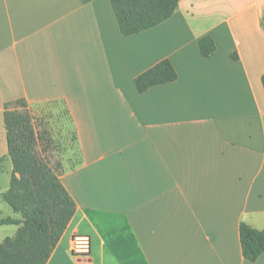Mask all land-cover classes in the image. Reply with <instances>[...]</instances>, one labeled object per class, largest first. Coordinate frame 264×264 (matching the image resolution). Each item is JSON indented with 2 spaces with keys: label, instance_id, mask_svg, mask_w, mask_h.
<instances>
[{
  "label": "crops",
  "instance_id": "0c3cea01",
  "mask_svg": "<svg viewBox=\"0 0 264 264\" xmlns=\"http://www.w3.org/2000/svg\"><path fill=\"white\" fill-rule=\"evenodd\" d=\"M263 18L264 0H181L124 37L110 0H0V153L17 101L66 112L75 138L58 170L77 210L47 264H264L239 231L264 229ZM165 59L178 79L139 93Z\"/></svg>",
  "mask_w": 264,
  "mask_h": 264
},
{
  "label": "trees",
  "instance_id": "16d2710c",
  "mask_svg": "<svg viewBox=\"0 0 264 264\" xmlns=\"http://www.w3.org/2000/svg\"><path fill=\"white\" fill-rule=\"evenodd\" d=\"M181 0H110L121 34L137 35L169 20ZM264 27V18L262 21ZM204 57L216 51L212 37L199 41ZM237 59V55H233ZM178 73L168 59L142 73L135 79L139 93L175 82ZM264 87V75L262 78ZM22 105L23 110L12 109ZM4 123L13 169L10 187L3 200L22 219L0 218V227L20 226L15 238L0 245V264H47L54 249L75 216L77 206L63 185L59 170L52 163L50 149L54 143L44 132H38L24 101L5 106ZM3 158L0 157V163ZM242 253L249 262L264 255V229L257 230L240 224Z\"/></svg>",
  "mask_w": 264,
  "mask_h": 264
},
{
  "label": "rangeland",
  "instance_id": "374dc122",
  "mask_svg": "<svg viewBox=\"0 0 264 264\" xmlns=\"http://www.w3.org/2000/svg\"><path fill=\"white\" fill-rule=\"evenodd\" d=\"M27 105V104H26ZM22 111V105L13 106L12 109ZM28 110L31 112L33 122L38 132L47 133L54 141L50 154L53 158L52 163L58 169H61L63 160H70L76 163V157L70 155V151L74 149L75 138L71 131V123L66 112H53L50 108H42L38 110ZM69 132V134H68ZM3 161L0 163V218L21 217L3 200L4 193L10 187L12 175V161L8 153H0ZM73 159V160H72ZM17 227L13 225L0 227V245H4L7 240L15 238L17 235Z\"/></svg>",
  "mask_w": 264,
  "mask_h": 264
},
{
  "label": "built area",
  "instance_id": "2783aa9c",
  "mask_svg": "<svg viewBox=\"0 0 264 264\" xmlns=\"http://www.w3.org/2000/svg\"><path fill=\"white\" fill-rule=\"evenodd\" d=\"M73 255L80 259H86L91 252V240L88 236L76 235L73 238Z\"/></svg>",
  "mask_w": 264,
  "mask_h": 264
}]
</instances>
